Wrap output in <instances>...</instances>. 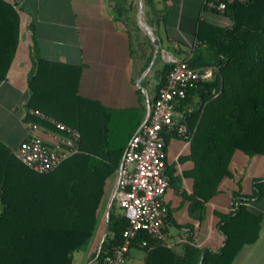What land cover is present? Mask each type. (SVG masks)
I'll use <instances>...</instances> for the list:
<instances>
[{
    "label": "trees",
    "instance_id": "trees-1",
    "mask_svg": "<svg viewBox=\"0 0 264 264\" xmlns=\"http://www.w3.org/2000/svg\"><path fill=\"white\" fill-rule=\"evenodd\" d=\"M218 1L225 3L222 13L231 23L198 19L194 53L188 58L190 66L215 67L214 76L191 86L177 103L186 134L170 132L189 135L191 157L207 188L206 196L230 175L234 151L264 155V0ZM20 16L12 1L0 0V80L7 77L18 44ZM171 67L172 62L165 63L156 89ZM79 75L78 66L37 57L36 69L28 78L26 103L27 109H38L77 128L76 153L52 170L37 172L0 140V264H72L73 254L96 231L106 180L118 169L128 141L144 118V106L111 108L81 96ZM27 119L52 128L33 115ZM163 139L165 143V132ZM229 219L224 215L222 222ZM127 225L124 214L112 208L108 233L90 264L121 243ZM143 239L147 235L140 231L131 246ZM141 247L147 252L144 264H189L186 255H176L151 240ZM193 251L198 256L199 250Z\"/></svg>",
    "mask_w": 264,
    "mask_h": 264
},
{
    "label": "crops",
    "instance_id": "crops-1",
    "mask_svg": "<svg viewBox=\"0 0 264 264\" xmlns=\"http://www.w3.org/2000/svg\"><path fill=\"white\" fill-rule=\"evenodd\" d=\"M10 1L20 9V30L7 77L0 80V140L12 149L27 136L31 122L25 110L37 57L78 66L81 96L111 108L144 106L145 117L165 63L194 53L198 19L231 23L222 11L204 8L205 0H142L141 19L156 35V52L139 22L140 0ZM195 102L186 106L187 112ZM164 145L165 241L152 242L186 255L189 264H264V155L234 151L230 175L206 196L189 135L165 132ZM114 174L104 186L96 231L73 254L72 264H90L108 233L107 214L112 208L123 213L117 203V170ZM224 215L230 216L227 223ZM146 254L133 244L121 264H144Z\"/></svg>",
    "mask_w": 264,
    "mask_h": 264
},
{
    "label": "built area",
    "instance_id": "built-area-1",
    "mask_svg": "<svg viewBox=\"0 0 264 264\" xmlns=\"http://www.w3.org/2000/svg\"><path fill=\"white\" fill-rule=\"evenodd\" d=\"M207 7L222 11L224 2L205 0ZM189 58V57H188ZM188 58H173L165 81L150 103L145 123L128 141L117 169L118 206L128 219L121 243L114 246L95 264H121L137 234L143 231L154 242H164L162 196L168 186L165 174L164 132L186 134L187 126L178 120L177 103L199 81L214 76L213 66L193 67ZM25 114L38 117L52 128L37 122L28 123L27 136L15 148L17 158L37 172L54 169L78 150L80 132L34 108ZM143 239L141 246L148 245Z\"/></svg>",
    "mask_w": 264,
    "mask_h": 264
},
{
    "label": "water",
    "instance_id": "water-1",
    "mask_svg": "<svg viewBox=\"0 0 264 264\" xmlns=\"http://www.w3.org/2000/svg\"><path fill=\"white\" fill-rule=\"evenodd\" d=\"M142 10H143V2L142 0H140V17H139V22H140V25L141 27L143 28V30L145 32H147V34L151 37L152 41L154 42L155 44V47H156V52L158 50V41H157V38H156V35L154 34V32L142 21L141 19V14H142ZM156 52H155V55H156ZM149 111H150V103L148 102L147 103V110H146V114H145V117L144 119L142 120L141 124H140V127L145 123V121L147 120L148 118V115H149ZM108 214H107V221H106V227H105V230H104V235H106L107 233V230H108Z\"/></svg>",
    "mask_w": 264,
    "mask_h": 264
},
{
    "label": "rangeland",
    "instance_id": "rangeland-1",
    "mask_svg": "<svg viewBox=\"0 0 264 264\" xmlns=\"http://www.w3.org/2000/svg\"><path fill=\"white\" fill-rule=\"evenodd\" d=\"M174 140L176 141L177 139H173L172 141H174ZM169 144H170V142H169ZM114 175H115V174H113V175L111 176L112 179H114Z\"/></svg>",
    "mask_w": 264,
    "mask_h": 264
}]
</instances>
